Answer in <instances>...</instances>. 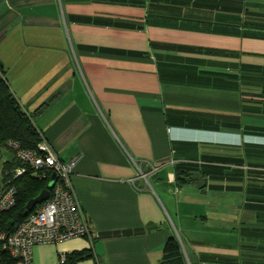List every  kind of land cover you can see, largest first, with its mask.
Here are the masks:
<instances>
[{"label":"crops","instance_id":"1","mask_svg":"<svg viewBox=\"0 0 264 264\" xmlns=\"http://www.w3.org/2000/svg\"><path fill=\"white\" fill-rule=\"evenodd\" d=\"M0 68L79 158L92 236L35 245L31 264H160L171 235L187 264L264 255L246 234L264 205V0H0ZM181 163L194 180L176 186Z\"/></svg>","mask_w":264,"mask_h":264},{"label":"built area","instance_id":"2","mask_svg":"<svg viewBox=\"0 0 264 264\" xmlns=\"http://www.w3.org/2000/svg\"><path fill=\"white\" fill-rule=\"evenodd\" d=\"M42 139L37 150L23 148L21 143L8 140L7 146L25 165L39 172L42 177L50 172L57 174V180L50 190V196L28 212L17 222L11 232L0 229V264L3 253L15 259L14 264H31L32 249L38 244H57L75 237L92 236L82 206L73 190L71 175L79 158L62 161L48 141ZM25 172L24 166L14 168V176ZM144 176V175H142ZM16 190L6 186L0 194V212L15 204ZM65 255H59V264H64Z\"/></svg>","mask_w":264,"mask_h":264},{"label":"trees","instance_id":"3","mask_svg":"<svg viewBox=\"0 0 264 264\" xmlns=\"http://www.w3.org/2000/svg\"><path fill=\"white\" fill-rule=\"evenodd\" d=\"M40 131L36 128L31 116L19 105L18 101L10 91L3 76V70L0 68V151L4 147L11 149L6 145L8 140H15L21 143L23 148L37 150V145L41 141ZM12 152V151H11ZM13 153V152H12ZM14 158L11 162H5L2 166V185L3 190L6 186H13L16 190L15 204L12 208L0 212V229L11 232L14 225L25 218V206L29 199L37 196L39 192L46 187L51 175L46 173L44 177L33 168L23 164L13 153ZM24 166L25 172L14 176V168ZM186 164H177L174 166V183L181 186L194 180L191 168L185 167ZM253 190V189H252ZM259 196L264 202V188L260 189ZM257 219L259 226L247 228V248H254L264 252V205L259 206ZM64 264H76L78 261L92 256L90 250H79L65 253ZM230 263L235 262L230 260ZM9 254L3 253L1 264H14ZM239 261L237 264H264V255L257 258H248L246 262ZM99 264V263H94ZM160 264H187L182 246L176 236L171 235L167 238Z\"/></svg>","mask_w":264,"mask_h":264},{"label":"water","instance_id":"4","mask_svg":"<svg viewBox=\"0 0 264 264\" xmlns=\"http://www.w3.org/2000/svg\"><path fill=\"white\" fill-rule=\"evenodd\" d=\"M56 180H57V174L52 173L49 177L46 187L43 188L37 196L27 201L25 206V214L30 212L36 205L41 204L44 200H46L50 196V190L55 184Z\"/></svg>","mask_w":264,"mask_h":264},{"label":"rangeland","instance_id":"5","mask_svg":"<svg viewBox=\"0 0 264 264\" xmlns=\"http://www.w3.org/2000/svg\"><path fill=\"white\" fill-rule=\"evenodd\" d=\"M13 158H14V155L9 149H7L6 147L1 149L0 151V188L2 185V173H1L2 166L6 161L11 162Z\"/></svg>","mask_w":264,"mask_h":264}]
</instances>
